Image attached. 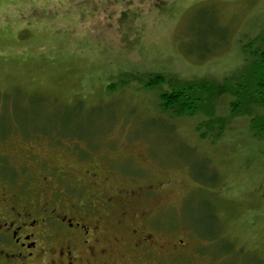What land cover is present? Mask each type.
I'll return each mask as SVG.
<instances>
[{
  "label": "rangeland",
  "instance_id": "obj_1",
  "mask_svg": "<svg viewBox=\"0 0 264 264\" xmlns=\"http://www.w3.org/2000/svg\"><path fill=\"white\" fill-rule=\"evenodd\" d=\"M202 9L215 12L227 37L223 50L200 62L185 47L220 34ZM262 22L264 0H0V108L7 104L9 115L0 163L18 172L13 182L0 174L1 187L43 198L53 187L90 203L103 192L115 198L142 188L119 234L147 232L164 246L160 257L180 264H264V141L250 136L247 120L210 142L195 130L198 117H158L163 89L133 83L107 93L120 75L147 71L220 78L241 64L238 37ZM33 96L90 110H75L63 130L81 140L23 135L17 121L37 115ZM98 135L91 148L82 142ZM99 208L119 211L112 203Z\"/></svg>",
  "mask_w": 264,
  "mask_h": 264
},
{
  "label": "trees",
  "instance_id": "obj_2",
  "mask_svg": "<svg viewBox=\"0 0 264 264\" xmlns=\"http://www.w3.org/2000/svg\"><path fill=\"white\" fill-rule=\"evenodd\" d=\"M200 13H202L200 17L211 15L212 22L215 23L213 25L219 30L215 31V34L220 32L219 37L213 38V43L200 37H194L185 47L188 56H194L198 61L203 62L214 52L223 50L227 35L223 32L226 30L218 24L212 9H202ZM193 42H197L198 49L191 48L194 46ZM236 45L240 53L241 64L220 78L204 75L193 79H183L179 76H166L162 73L147 71L144 75H139V73H134L137 75L132 76L120 75L117 78V83L107 88V93L113 94L116 90L127 89L133 86V83L138 84L145 91L163 89V92L158 96V117L163 118V114H166V117L169 116L168 122L180 118L198 117L195 130L201 139L210 142L218 141L232 128L234 122L244 119L248 122L250 136L258 141H264V22L250 26L244 34L238 37ZM6 96L3 95L2 98L6 99ZM30 101L37 104L36 106L31 102L34 107L36 106L37 115L39 113L43 119L40 120L36 114L33 117H27L25 114L19 117L17 123L20 126L25 123L26 129H28L25 130L23 125L20 130L23 135L32 134L31 136L37 138L39 136L46 138L49 135L56 138V142L59 141V138L72 141L81 140L78 139L81 137L76 134L64 136L63 130L70 127L77 117L74 118L75 110L81 109L85 113H90V110L83 109L84 107L80 103L77 104L81 105L80 107L69 108L68 106H58L56 102L45 101L39 97L32 98ZM8 104H12L14 108H21L20 111L23 112V106L16 101H10ZM55 108L63 109L65 114L53 116ZM66 112L70 113L66 114ZM87 116L91 117V115ZM7 117L9 115L7 104H5L0 108L1 137H3L2 130H5L8 135ZM11 118L13 119L12 116ZM46 130L53 132L48 133ZM100 137L101 135H98L90 143L87 139L82 142L91 148ZM5 162L0 163V174L16 178L18 175L16 169ZM206 238L211 241L216 240L213 235Z\"/></svg>",
  "mask_w": 264,
  "mask_h": 264
},
{
  "label": "flooded vegetation",
  "instance_id": "obj_3",
  "mask_svg": "<svg viewBox=\"0 0 264 264\" xmlns=\"http://www.w3.org/2000/svg\"><path fill=\"white\" fill-rule=\"evenodd\" d=\"M142 191L115 198L103 192L90 203L81 201L85 195L66 196L53 187L43 198L38 193L25 195L22 189L9 194L0 185V264H180L177 258L166 260L157 254L164 246L151 234L116 231L129 215L128 204ZM111 203L119 211L106 215L99 207ZM130 241L134 248L126 247ZM177 243L181 247L183 241Z\"/></svg>",
  "mask_w": 264,
  "mask_h": 264
}]
</instances>
